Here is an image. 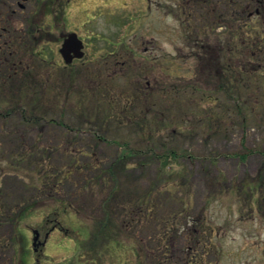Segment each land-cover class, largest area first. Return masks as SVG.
Segmentation results:
<instances>
[{"label":"rangeland","instance_id":"1","mask_svg":"<svg viewBox=\"0 0 264 264\" xmlns=\"http://www.w3.org/2000/svg\"><path fill=\"white\" fill-rule=\"evenodd\" d=\"M176 1L64 0L66 20L50 27L52 41L40 46L55 52L51 64L23 52V63L15 64L19 56L0 53V102L6 100L8 105L2 109L13 112L7 119L0 118L8 129L0 133L2 264H13V257L16 264H151L152 259L168 264L159 260L164 250H154L160 238L150 237L151 231L158 235L169 231L174 234L172 243L180 236L184 241L186 233L189 243L199 245L197 257H189L185 264H264V64L261 68L260 62H254L260 71L241 80V88L228 91L227 87L223 92L211 69L190 47L189 37L195 35L188 13L176 19L171 10L158 8V4L173 6ZM205 10L214 27V45L215 38L226 43L233 32L239 33L246 37L238 47L245 52L239 59L241 66L245 59L250 61L249 53L258 52L255 32L259 27L263 30V14L251 12V18L245 16L238 23L239 13L229 20L233 11L227 16L220 8ZM222 19L228 27H218ZM120 20L133 22L128 33L118 26ZM48 21L53 22L52 15L43 18L45 26ZM61 30L75 31L90 43L73 66H66L60 53ZM240 36L233 41H240ZM105 37L125 38L137 56H112L100 67L98 56L114 48ZM94 47L102 49L95 54ZM22 66L39 81L44 77L49 82L39 86L26 81L24 86ZM74 67L76 80L70 83ZM193 85L200 86L199 90ZM28 128L32 134L24 136L28 140L20 147V137ZM98 136L104 138L99 146ZM34 140L55 150L52 159L43 160L40 149H31ZM127 144L142 151L121 160L118 155ZM72 149L85 151L87 156L73 165ZM170 149L179 158L171 172L162 173L156 155ZM14 151L26 153L33 165L21 157L11 161ZM42 160L60 172L72 170L60 184L64 202L59 196L53 200L47 188L37 183L34 172ZM101 168L106 170L96 178ZM36 200L39 203L18 223L19 235L12 220L22 206ZM107 211L114 219V235L100 243L101 259L92 261L93 251L85 245L90 244L95 220L104 219ZM57 219L68 232L62 227L51 230ZM168 227L177 231L170 232ZM33 231L39 234L36 242L41 254L34 252ZM173 250L175 258L182 257L181 249Z\"/></svg>","mask_w":264,"mask_h":264},{"label":"trees","instance_id":"2","mask_svg":"<svg viewBox=\"0 0 264 264\" xmlns=\"http://www.w3.org/2000/svg\"><path fill=\"white\" fill-rule=\"evenodd\" d=\"M45 3H47V4L51 3V0H39V5H43ZM262 14H263L262 20H264V11H261V15ZM235 15H236V13L233 15L231 14L230 15L231 19H229V20H234L233 17ZM246 16H248V15H246ZM255 33H256L257 37L259 38V40H258L259 42L257 41L258 43L257 42H255V43H257L256 48H257V51L260 52V54H258V52H256V53L252 52L251 54L249 53L250 61L245 59V64L243 66H241L242 63H240V61H239V59L241 57H240V50H238V47H240L241 45L238 41H233V39H235L234 35L237 36V33L234 34V32L232 33V38L230 40L231 44H228L227 47L219 48L218 50L217 49L214 50L213 53L214 54L216 53L217 57H214V55H213V59L211 58V60H209V61H203L202 62V63H205L206 68L211 69L210 75H212L216 80H218V82H219L218 85L222 89L223 92H227L228 88H229L228 91L229 90L231 91L236 87L241 88V80H245L246 77L252 76V74H250V73L255 72L257 70L260 71V69L263 68V64H264V52H263L264 51V27H263V30L261 27H259V30ZM215 48H217V47H215ZM47 53H48L50 59L54 58V55H52L51 52H47L46 49L45 50L39 49V40H38V47H37L36 56H37V58H39L40 62L47 63V61H46ZM236 59H238V60L236 61ZM211 61H212V64L214 66L211 65ZM252 61H253V63H252ZM256 61L260 62L262 64V66H260L261 68L257 67V65L254 64V62H256ZM9 63H11V62L9 61ZM237 63H238V65H236ZM239 63H240V65H239ZM251 63H252V67H250L251 70L247 69V71H245L246 65L251 64ZM21 69H23V67ZM23 71L26 72L25 76H24L25 78L23 79V85L26 81L27 82H29V81L33 82L39 86H44L45 83L44 84L42 83L44 81L49 82V80H48L49 78L41 77L42 80L39 81V77L32 76L31 71H28L26 69H23ZM68 76H69V74H68ZM69 80H70V83H73L74 80H76V75H74V74L71 75L69 77ZM24 86H26V85H24ZM193 87H195V88H197V90H199L200 86L193 85ZM204 91H207V90H204ZM213 93L216 94L217 92L213 91ZM34 98H36V96H34ZM262 100H263V98H262ZM262 103H264V102H262ZM7 105H8V102L6 100H3L0 102V118L7 119L8 115L13 113V112L11 113V111H9V109H2L4 106H7ZM249 107H251V104H249ZM249 107H247V109ZM249 109H250L249 111L252 112V109L251 108H249ZM5 110H7V112L3 113L2 111H5ZM239 111L242 112L241 109ZM57 125H61V127L66 126L63 122H58ZM68 129H66V131L70 130V129L69 130ZM7 131H8V129L5 128V126H2L0 123V133L1 132H7ZM16 131H20V130L17 129ZM20 133H22V132L20 131ZM31 134H32L31 128H28L25 132H23V136L20 137V139H21L20 140V147L22 145H24L25 142L28 140V139L24 140L25 139L24 136H29ZM102 139H104V138L101 136H98L95 138V141H96L98 146L102 142ZM35 148H38L41 150L40 153H41V156L43 157V160L48 159V158L52 159L53 155L56 153L55 150L48 145V143H44L42 140L38 144H36L35 140L33 141V144L31 145V149H35ZM153 150H155V151H153L154 153L157 151L156 149H153ZM140 151H142V150L135 149V148H133L127 144L126 146H122L121 152L119 153L118 157H120L121 160H124V159L126 160V159L130 158L131 156L137 155ZM71 152L72 153H69V154H72L71 163H73V165H75L79 161H81L82 157L87 156L85 154L86 152L82 151V150L72 149ZM78 152H80V153H78ZM16 153L17 152L14 151L12 153V155H10V156H13V158H11V161L14 158L17 159L18 157L19 158L21 157L20 160H22L24 163L26 161H29L28 166L33 165V160L26 153H24V152H21L18 154H16ZM36 153H39V151H37ZM33 154H35V153H33ZM30 155H32V153ZM156 156H157L158 161L160 163V169L159 170H161L162 173H167L168 171L171 172L175 167L174 166L175 162L179 158V156L175 154V151L171 150V149L168 152H166V154H164V153L163 154H157ZM240 158L243 160L246 158V156L241 155ZM43 160L38 161L36 163V165L38 166V170L34 173H36L37 183H41V185L43 187L47 188V194H51L50 196L54 200L55 198L57 199V197L60 194V190H61L60 184L63 183L65 180L69 179V173H71L72 170H67V171L62 170L60 172L53 165H50V164L46 165L43 162ZM12 163L16 164V162H12ZM105 170H106V168H101L100 173L95 175L96 178H100L102 173ZM67 172H68V174H66ZM49 179H52V182L48 181ZM87 181H89L88 176H86V182ZM59 197L61 199L60 202H64V201H62L63 200L62 197L61 196H59ZM38 203L39 202L36 200L35 202L27 204L26 206H22V208H20V211L15 215V218L12 220V222L14 223V226H15V230L19 235H20V231L18 228V223L23 219V216L26 214V212L30 211L32 209V207H34ZM54 212L56 213L57 216H58V214H60V211L56 210ZM48 220H49V215H47V217H46V221H48ZM54 221H55V224L53 225L54 227H62L66 232H68V227L65 226L63 221L58 220V219L54 220ZM114 224H115L114 219L110 217V212H108V211L106 212V217L104 219L95 220L94 227H92L93 231L90 233V238L88 240V242L90 244L85 245V246H88L87 249H91L93 251V254L91 257L92 261H94L96 259L97 260L101 259L103 252L99 249V247L101 246L100 243L104 242L109 237H113L112 235H114V229H115ZM183 226L184 225H182V228H185ZM172 227H174V226H172ZM167 229H170V232L177 231L176 229H171L169 227ZM186 231H188V230H186ZM151 233L152 234H150V237L158 236L160 238V244H159V246H156L154 250L159 249L158 251H160V248H162L164 250V258L159 259V260L166 261V262L175 261V262H180V264H185L186 261L190 260L189 257L190 258H194V256L197 257V254L199 252V245L189 243L188 236L186 235V233L183 234L185 236L184 241L181 242L182 236H180V237H178V239L173 240L174 244L171 242V237L174 234L173 235H172V233L170 234L169 231H167L164 235L163 234L158 235L157 233H159V232H154V231H151ZM116 236H117V234H116ZM165 238H167L168 241H165V243L163 245L162 240H164ZM13 241H14L13 246L14 247H15V245L17 246V238ZM177 243H179V244H177ZM176 246H179L178 248L182 250V254H183L182 257L179 254H178V256H176L177 258L174 257V250L173 249H178ZM190 248H192V250H190ZM172 250H173V255H169V253H171ZM192 252H193V254H191ZM149 254H151V253H149ZM138 256H141V253L139 251H138ZM152 256H153V254L150 256V259ZM142 260H143V258H142ZM146 260L148 263V258H146ZM151 261H152L151 264H165L162 262L157 263L154 261V259H152ZM0 264H2V263L0 262ZM140 264H143V261Z\"/></svg>","mask_w":264,"mask_h":264},{"label":"flooded vegetation","instance_id":"3","mask_svg":"<svg viewBox=\"0 0 264 264\" xmlns=\"http://www.w3.org/2000/svg\"><path fill=\"white\" fill-rule=\"evenodd\" d=\"M150 6L152 5H149V7ZM65 7L66 5L64 4V0H51V3H45L43 5H39L38 0L36 2L34 0H0V53H5L8 57L19 56L20 59H14L13 63L15 64H18L17 61L20 64L23 63L21 52L27 55L29 53L31 56H36L38 40L40 39L41 44L45 42L49 43L50 41H52L53 37L50 36V27L54 29L56 22H59L60 20H62V18L66 20ZM208 7L216 10L220 8L227 16L230 11H233V14L239 13V15H241V17H237V22L239 23V21H241V18L242 20H245L246 15L250 17L251 12H254V14H258L259 12H261L262 8L264 7V0H177L176 4L174 3L173 6L167 4H158L159 9H164L166 11L171 10V12L174 13L176 19L182 18L181 15L185 16L184 13H188L186 16L192 19V21H189V23L191 24V28L193 25L191 34L195 35L193 38L189 37L191 44L190 47L191 49H196L194 55L196 57H199V61L201 63L203 61H209L211 60V58L213 59L214 50L227 47L229 44V41L225 43V39L223 38H215L217 46L214 45V40L212 37V35L214 34L213 24L209 23L208 14H203L204 11H207L205 9ZM48 15H52L53 22L48 21L47 26H45L43 18L48 17ZM222 17L225 16L222 15L221 18ZM130 19L133 20V17L131 16ZM187 19L188 18L186 17L185 21ZM223 19L219 21L218 27H228ZM132 23L133 22H129L126 20H120L117 22L118 26H121L122 30L124 31V34L128 33V30L133 27ZM208 27H210V29ZM48 28L49 30H46ZM71 32H64L61 30V33L59 34L60 36H58L59 39L62 40L61 47ZM44 33L46 34V36ZM191 34H187V38L188 36H191ZM79 36L84 41V51L86 53L85 49L88 48L90 43L89 41H86V38L82 37L81 35ZM239 36L240 34L237 33V36L234 35V38H239ZM90 38H93L94 40H98V38L102 39L99 36H92ZM90 38L88 37V40H90ZM104 39L113 44L114 48L98 56L100 58V67L102 64H104L105 61H109V58H111L112 56H116L120 59H134L135 55L137 56L138 51H136V49L132 46L128 45V42L125 40V38L122 37L118 40H114L111 37H105ZM245 39L246 37L240 36V41L238 42L241 46H243L246 42ZM101 49V47H96L93 52L96 54ZM51 53L52 55H54V58L50 59L48 57L47 65L51 64L56 57L55 52ZM75 54L76 52L73 49L72 52L67 55L68 59L72 58L71 60H68L69 62L62 54L63 59L66 62V66H73L75 64V61L81 60L84 57H72ZM240 57H245V52H243L242 50L240 51ZM121 65L123 64L121 63ZM71 69H74V74L77 75L76 68L74 67ZM118 74L119 73L115 72L114 75ZM145 88H141L142 90H139L143 91L145 90ZM167 263L180 264V262L175 261Z\"/></svg>","mask_w":264,"mask_h":264},{"label":"water","instance_id":"4","mask_svg":"<svg viewBox=\"0 0 264 264\" xmlns=\"http://www.w3.org/2000/svg\"><path fill=\"white\" fill-rule=\"evenodd\" d=\"M82 48H83V42L79 39V37L77 36L76 33H72L66 39L65 43L63 44L61 51L67 60H71L72 58L68 59L67 55L70 52H72V50L74 49V51L76 52L75 56L82 57L84 54ZM72 57H74V56H72ZM37 238H38V236L35 237V239H37Z\"/></svg>","mask_w":264,"mask_h":264}]
</instances>
